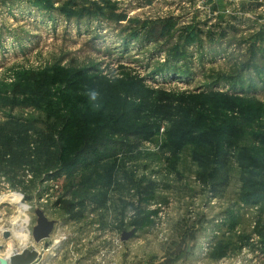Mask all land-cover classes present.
<instances>
[{"label": "rangeland", "instance_id": "374dc122", "mask_svg": "<svg viewBox=\"0 0 264 264\" xmlns=\"http://www.w3.org/2000/svg\"><path fill=\"white\" fill-rule=\"evenodd\" d=\"M147 88L264 102V0H0V228L12 233L0 253L26 243L25 216L36 242L37 209L57 221L52 236L76 246L95 219L120 228L135 206L143 226L115 229L126 233L130 264H217L252 248L256 234L264 252V194L262 204L240 200L264 186V118L247 128L238 154L246 169L235 165L217 197L188 160L179 174L165 173L157 155L164 128L157 144L143 142L132 161L122 157L111 183L114 159L98 162L101 150L92 149H117L120 140L107 130L99 136L94 117L103 109L105 126L115 115L136 125L155 96ZM70 112L80 116L72 124ZM150 181L159 183L154 195L140 198ZM18 195L30 209L22 211ZM81 203L85 217L74 222L66 211Z\"/></svg>", "mask_w": 264, "mask_h": 264}, {"label": "trees", "instance_id": "16d2710c", "mask_svg": "<svg viewBox=\"0 0 264 264\" xmlns=\"http://www.w3.org/2000/svg\"><path fill=\"white\" fill-rule=\"evenodd\" d=\"M146 91L154 93L155 96L149 105H144L145 115L137 119L139 123L136 125L122 123L123 120L117 119L118 115H115L112 118L114 123L105 126V121L102 119L106 116L104 110L99 111L100 116L95 115L94 119L101 118L96 127L99 136L103 135V130H107L109 136L113 135L120 140L114 142L117 149L93 147L92 151L107 150L106 155L99 151L95 160L99 162L107 158L114 159L110 174L112 183L117 178V173L126 164L125 161L122 162V157L132 161L133 155L136 157L141 155L142 143H156L155 138L158 132L164 128L166 129V140L161 144H156L158 146L157 155L162 158L165 173L179 174L181 162L188 160L194 166L193 174L196 181L210 195L217 197L231 183L235 165L246 169L240 163L241 159L238 158V154L241 151L248 126H256L264 118V102L255 97L232 95L222 91L174 93L166 90L154 91L148 88ZM124 108L129 109L128 105H124ZM135 111L142 112L139 109ZM79 117L78 113L70 112L69 124L78 121ZM61 139L64 138L61 137ZM88 140L90 139L86 141ZM75 148L77 154L78 151L80 153L86 149L77 146ZM84 153L86 157H89L87 150ZM158 186V182L150 181L140 188L138 193L140 198L141 195L153 196ZM246 189L245 187V191ZM263 192L264 186L254 192H242L240 200L248 204L259 203ZM101 204L105 205V203ZM84 205L86 204L72 205L69 208L72 212L67 210L66 213H69L71 219L75 220L85 217L80 209ZM135 208L138 209L136 216L127 224L124 223L125 220L121 221L122 228L124 225L135 229L143 226L144 218L141 215V207L135 206ZM119 226L120 224L114 228L120 230Z\"/></svg>", "mask_w": 264, "mask_h": 264}, {"label": "built area", "instance_id": "2783aa9c", "mask_svg": "<svg viewBox=\"0 0 264 264\" xmlns=\"http://www.w3.org/2000/svg\"><path fill=\"white\" fill-rule=\"evenodd\" d=\"M97 209L99 208L91 210L89 218L94 216L92 220L99 216L96 214L99 211ZM76 221L77 220H74V222ZM256 224L257 223H255V225ZM92 225L97 235L93 236L94 231H90L92 236L90 234L89 236L81 237L80 242L76 246L74 242H67L65 237L55 238L52 234L48 239L41 242H35L32 239V242H34L33 249L38 252V257L32 264H82L83 254L87 251L90 244L96 240V236L98 239L102 238L107 244L98 251L89 264H117V259L124 249L123 239L125 234L118 236L120 235L119 232L113 228L116 227L114 222L105 223L95 219ZM92 225L89 227L92 228ZM260 225H262V223H260ZM0 231V247H3V241L12 238L11 235L9 238H5V233H12L8 228L0 229ZM46 240H48V242ZM251 242L254 245L252 248H245L242 254L236 258L223 257L217 264H264L263 245L260 242V237L256 234L252 237ZM109 243L110 245H108ZM27 246L29 248L32 247L31 243ZM24 249L25 246L17 245L15 246V253H21ZM0 254H6V251Z\"/></svg>", "mask_w": 264, "mask_h": 264}, {"label": "water", "instance_id": "95a60500", "mask_svg": "<svg viewBox=\"0 0 264 264\" xmlns=\"http://www.w3.org/2000/svg\"><path fill=\"white\" fill-rule=\"evenodd\" d=\"M38 216L37 224L33 230V236L36 242H41L48 239L53 233L56 225V220H50L43 210L37 209ZM10 232L5 233V238L10 237ZM38 257V252L35 249H24L21 253L13 254L8 260L0 259V264H32Z\"/></svg>", "mask_w": 264, "mask_h": 264}, {"label": "crops", "instance_id": "0c3cea01", "mask_svg": "<svg viewBox=\"0 0 264 264\" xmlns=\"http://www.w3.org/2000/svg\"><path fill=\"white\" fill-rule=\"evenodd\" d=\"M263 194H264V192H263ZM264 196V195H263ZM261 201V200H260ZM259 203H261L262 204V202H259ZM259 203H257V204H259ZM114 228V227H113ZM115 229H117V228H114V230ZM132 229H135V228H132ZM124 234L126 235V233L124 232ZM123 234V235H124ZM124 235V236H125ZM131 236V235H130ZM94 242H97V243H94ZM94 242H92L91 244H90V246L88 247V249H87V251L86 252H84V254H83V259H82V264H89L91 261H92V259H93V257L98 253V251L102 248V247H104V246H106V244H107V242L106 241H104L102 238H100V239H97V240H95ZM126 244H129V241H127L126 242ZM108 245H110V243L108 244ZM107 245V246H108ZM126 246V245H125ZM125 248V247H124ZM126 253H128V251H126ZM134 253V252H133ZM132 259V257L131 258H125V249L122 251V253L120 254V257H118V263L117 264H130L127 260H131Z\"/></svg>", "mask_w": 264, "mask_h": 264}, {"label": "bare ground", "instance_id": "6f19581e", "mask_svg": "<svg viewBox=\"0 0 264 264\" xmlns=\"http://www.w3.org/2000/svg\"><path fill=\"white\" fill-rule=\"evenodd\" d=\"M10 197H12V196H10ZM14 197H15L16 202H19V203L21 202V200H22L21 195L14 196ZM19 205H20L22 211H24V212L27 211V209L29 208L23 202L20 203ZM28 223H29V217L28 216H25L24 219L21 220V223H20L21 224V228L20 229L22 230V233L26 235V236L23 237L24 240L26 241V243H20V245H23V246H25V249H28L29 247L27 245H29L31 243V245H32L31 249H33L34 242H32V239H31V236H30L31 235V231L28 230V228H27ZM0 229H3V228H0ZM9 252L11 253V256H12L13 254H15V249H11L10 250V248H9L6 251V254L5 255H7Z\"/></svg>", "mask_w": 264, "mask_h": 264}, {"label": "clouds", "instance_id": "9594fccd", "mask_svg": "<svg viewBox=\"0 0 264 264\" xmlns=\"http://www.w3.org/2000/svg\"><path fill=\"white\" fill-rule=\"evenodd\" d=\"M10 256H11V253L10 252L7 255L0 254V259L8 260Z\"/></svg>", "mask_w": 264, "mask_h": 264}]
</instances>
